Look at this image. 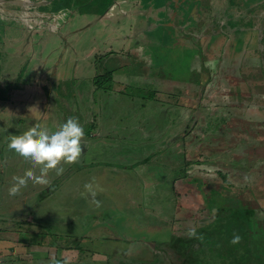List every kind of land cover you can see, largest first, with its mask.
Returning a JSON list of instances; mask_svg holds the SVG:
<instances>
[{"label": "rangeland", "instance_id": "374dc122", "mask_svg": "<svg viewBox=\"0 0 264 264\" xmlns=\"http://www.w3.org/2000/svg\"><path fill=\"white\" fill-rule=\"evenodd\" d=\"M219 23L217 20L215 24ZM115 36L109 41L103 38L101 42L110 45ZM139 36L137 32L134 42L129 41L125 47L113 46L114 50L117 47L125 50L133 59L131 66L111 75L108 83L96 68L84 72L77 80L64 77L52 84L43 79L42 87H53L58 95L55 98L58 110L49 132L57 131L72 112L71 117L78 119L84 130L82 142L88 144L82 165L67 174L48 194L41 196L61 176L54 171L50 172L47 185L29 181L19 195H9L13 177L23 176L29 169L37 175L40 171L7 147L9 135H20L36 124L29 123L23 114L17 115L29 109L23 110L17 105L18 108L9 109L15 115L3 116L13 130L7 128L6 133L0 135V249L5 239L21 242L28 238L41 239L44 248H58L60 242L64 246L75 244L81 238H96L105 250V253L101 250L102 255L96 252L94 256H100L97 259L107 260L112 251L116 254L112 259L116 262L112 264H130L132 260V264H141L144 251L139 248L146 242L161 261L165 257L164 264H177L175 260L180 261V256L177 257L169 244L179 250L193 241L196 249L191 253L190 264H234L231 257L238 255L230 253L229 210L238 203H249L246 209H251L252 214L244 212L243 216L245 214L250 223L252 246L251 250L241 246L238 251L251 254L253 262L249 264H264V190L260 188L264 185V111L258 106L264 105V98L255 96L260 94L258 92L264 94V47L259 57L254 54L259 40L261 44L264 42V33L243 32L233 39L231 36L220 39V35L214 40L213 47L217 45L218 52L223 48V57L229 60L237 54L227 46L230 40L235 44L239 40L240 48L243 45L254 47L245 55L241 52L245 59L243 72L236 70L232 74L229 68L225 70V77L179 74L184 62L190 70L195 69L201 56L199 51L194 57V51L199 50L198 40H195L196 48L186 55L182 49L175 50L173 44L148 46L144 36L137 40ZM250 55L252 58H248ZM178 56L180 64L179 60L172 61ZM160 59L164 68L157 69V75L146 77L145 68L150 67L151 71L153 63ZM254 59L256 65H250L249 61ZM100 60L99 56L98 62ZM197 63L198 70L205 69ZM0 95L1 99L7 97L6 84L2 85ZM50 109L46 104L38 112L49 113ZM230 109L234 113H225ZM34 112L35 109L31 111ZM227 113L231 118L234 115L247 118L244 117L240 126H233L222 122L225 115V121L229 119ZM187 124L191 130L184 141L179 140ZM217 128L223 131H205ZM234 132L244 133L242 139L237 138L236 145L232 143ZM188 162L191 165L184 167ZM72 165L62 164L63 174ZM219 170L228 173L232 183L225 189L227 196L214 193L223 190ZM86 184L93 185L95 197L85 189ZM231 198L237 199L232 202ZM217 205L227 207L229 213L224 221L216 216L213 222ZM239 221L246 223L242 218L234 223L241 225ZM211 222L212 225L221 223V227L215 228L218 235L204 240L201 233L203 236L208 233ZM193 229L196 237L189 236ZM127 247H132L131 254Z\"/></svg>", "mask_w": 264, "mask_h": 264}, {"label": "crops", "instance_id": "0c3cea01", "mask_svg": "<svg viewBox=\"0 0 264 264\" xmlns=\"http://www.w3.org/2000/svg\"><path fill=\"white\" fill-rule=\"evenodd\" d=\"M151 1L0 0V89L2 85L6 84L7 93V97L4 96L2 99L0 95V135L6 133L7 128L11 129L12 125L8 119H2L3 116L15 115L9 109L11 107L18 108L17 105L23 110L34 108L33 114L26 110L25 114L19 112L17 115L23 114L29 123L32 121L36 124L42 123L43 127L49 128L50 131L55 111L58 110L55 104V98L58 95L54 93L53 87L50 89H46L47 86L42 87L43 79L47 83L53 84L56 77L64 76L67 71L68 74H71L67 77H74V80H77L84 75V72L87 73L94 68L100 71L101 76L108 72H111L112 75L115 72H121L132 65L133 58L120 47L114 50L113 46L125 47L129 41L134 42L133 39L137 32L140 35L137 40L144 36L148 46L155 44V47H159L161 44L164 46L173 44L175 50L182 49L186 55L196 48L195 40H198L199 50L194 51V57L196 58L199 51L201 56L196 61V66L197 62H200L201 67H205V69L198 70L196 66L195 69H192L191 66L192 70H190L184 62V65L181 64L183 67L178 70L179 74L183 76H192L193 74L198 76L199 74L198 77H225V70L229 68H232V74L236 70L240 71V60L243 58L241 52L245 55L246 51L254 50V47L245 48L244 45L240 48L238 40L232 46L237 54L230 56V60L232 59L230 61L223 57V48L219 52L215 46L214 49L212 48L213 51L206 49L208 40L205 38H210L207 30L202 32L195 25H183L171 12L160 21L158 17H155L157 21L154 22L150 15H146L153 11ZM218 8L230 11L224 1L219 2ZM232 17L236 19V24L244 25V21L239 22L242 16L238 10L233 11ZM157 25H161V27H157ZM254 31L252 30V32ZM114 35H116L114 40L110 41L111 47L108 42L106 46L103 45L101 42L103 38H107L109 41L110 37ZM260 41L261 39L258 42L260 45L256 51L254 50V54L258 57L261 54ZM52 44L59 46L55 47ZM163 50L164 48L161 49V51ZM99 56L101 60L98 62ZM251 56L248 58H252ZM172 61H178L180 64L181 58L178 56ZM254 61L255 59L249 62L251 65H256ZM242 62H245L244 58ZM163 65L164 62L160 59L153 63L151 71L150 67L147 69L141 67V69L145 68L146 77H148L157 75V69L164 68ZM51 93L52 96H50ZM258 94L255 96L264 98V94L261 92ZM46 104L51 107L49 113L38 112V109ZM258 106L261 110L264 109V105ZM24 128L28 127L24 126ZM18 130L22 133V129L18 127ZM234 133H236L234 135V145H236L238 144L237 138L242 139L244 133ZM27 240L25 239V242L6 239L2 241L0 251L4 255L5 264H52L53 260L58 264H112V262H116V260L112 261L116 255L112 251L108 254L107 260L97 259L100 256H94L96 252L102 255V244L96 238L86 239L85 237V239L76 240L75 244L67 243L64 246L59 240L58 248L53 246L44 248L46 246L42 245L43 240L41 239L32 241L28 238ZM130 249L132 247H127V251L131 254L132 250ZM117 251L116 248L114 252L117 253ZM102 252L105 253V250L103 249Z\"/></svg>", "mask_w": 264, "mask_h": 264}, {"label": "clouds", "instance_id": "9594fccd", "mask_svg": "<svg viewBox=\"0 0 264 264\" xmlns=\"http://www.w3.org/2000/svg\"><path fill=\"white\" fill-rule=\"evenodd\" d=\"M84 136L82 126L74 117L68 118L55 132H49L47 128L37 123L20 135H9L8 149L22 157L25 162L31 163L34 168L38 167L40 171L37 175L29 169L23 176L13 177L14 184L9 188V195H19L29 181L33 184L47 185L50 172L54 171L57 176H60L64 172L62 164L79 163L84 151L82 143ZM85 189L95 197L96 193L92 184H86ZM97 204L99 206V202ZM189 236L196 237V231L190 230ZM241 241L242 237L234 234L230 243L238 245ZM52 264H58V262L53 260Z\"/></svg>", "mask_w": 264, "mask_h": 264}, {"label": "trees", "instance_id": "16d2710c", "mask_svg": "<svg viewBox=\"0 0 264 264\" xmlns=\"http://www.w3.org/2000/svg\"><path fill=\"white\" fill-rule=\"evenodd\" d=\"M111 75H112V73L111 72H108V73H106V75H104V76H102L103 77V79H104V81H107V82H109V81H111L112 80V77H111ZM201 97H200V95L198 94V101L199 102H201ZM184 104V107L186 108V106H187V102L185 101V103H183ZM197 106V105H196ZM197 107H200V105L199 106H197ZM228 110H225V113L227 112ZM198 114H200V113H198ZM197 114V116L198 117H200L199 115ZM204 115V114H203ZM227 115H229L230 116V114L229 113H227ZM226 116V115H225ZM225 116L224 117H222L224 120L222 121V122H225L226 124H227V122H228V124L229 125H231V124H233V126L234 125H236V124H238L239 122L242 124V122H243V119L244 118H241L240 116H236V115H234V117L233 118H230V119H228L227 121H225L226 119H225ZM231 117V116H230ZM190 122H188V124H189ZM188 124H187V126H186V130H184L183 131V135L182 134H180L179 136V140H182V141H184L185 140V135L187 134V133H189V131L191 130V127H190V125L188 126ZM191 124V123H190ZM218 124H220V123H218ZM196 125V124H195ZM82 126V125H81ZM204 127V126H203ZM231 127V126H230ZM202 129V128H201ZM201 129H198V131H200ZM193 130H197V129H193ZM205 131H213V132H221V131H223V130H219V128H217V129H215V130H210V129H205ZM85 137V136H84ZM87 139V138H86ZM85 142V141H84ZM232 143H234V142H232ZM171 144V143H170ZM170 144L167 146V147H169L170 146ZM84 145H85V147H87L88 146V144L87 143H84ZM167 149V148H166ZM151 158V157H150ZM149 159V158H148ZM191 162H188V163H186L185 165H184V167H189L191 164H190ZM123 164H127L126 162H124ZM112 166H115V167H117L116 165H112ZM119 166V165H118ZM129 168H130V166H129ZM186 174H188V173H186ZM218 174L221 176V177H223V180H222V186H223V190L221 191H216V192H214V193H222L223 195H225V196H227V192H225V189H226V187L227 188H229V186H232V183H231V181L229 180V178L227 177V175H228V173H226V174H224L222 171H218ZM58 186V185H57ZM56 186V187H57ZM55 187V188H56ZM260 188H263V190H264V185H262ZM230 193V192H229ZM232 193H230V195H231ZM229 198V197H228ZM208 200H209V198H207ZM237 198H231V201L233 202H235V200H236ZM216 201V200H215ZM215 204V203H214ZM236 204V203H235ZM248 206H250L249 205V203L248 204H242V205H240V203H238V204H236V205H234V207H232L230 210H229V212H230V216H229V221L231 220V222H230V230L228 231V233H229V236H231V238L228 240L229 241V244L231 245V247H232V249L235 247V249L234 250H232V249H230V253L232 254V255H234L233 254V252H235V255H238V256H235L234 258L233 257H231V259L233 260L232 261V263H234V264H249L251 261L253 262V260H251V254H248V253H246V254H243L241 251H238V248H240L241 246H244L245 248H246V250L248 249V250H251L250 249V246H252V244H251V234H252V230H250V223H249V220L245 217V214H244V216H243V213L245 212V213H247V212H250V214H252V211H250L251 209H246V207H248ZM217 208L215 209V211H214V218H212L213 219V222L215 221V217L216 216H218V219H222L221 221H224L225 220V217H226V215H227V217H228V210H227V207H225V206H222V205H217L216 206ZM240 208H243L242 210L240 209ZM208 209V208H207ZM239 210V211H238ZM206 211V210H205ZM225 214V215H224ZM247 217H249L248 215H247ZM239 218H242V220L243 219H245L246 220V223H242L241 221H239L240 222V224L241 225H239V224H237V223H234V221L235 220H238ZM217 221H220V220H217ZM247 222L249 223V225H247ZM221 227V223H219V224H213L212 225V222H211V225L209 226V231H208V233L207 234H205L204 236H203V233H201L202 234V239H204V240H206V239H209V240H212L211 238H210V236L211 237H213V236H215V235H218V232L215 230V228L216 227ZM211 230H213V232H210ZM234 234H239L241 237H242V241H241V243L240 244H238V245H232L231 243H230V241H231V239L233 238V235ZM217 241H220L219 240V238H217ZM156 242V241H155ZM193 244V241L190 243H188L187 245H185L184 247H180V249L179 250H176L178 247H175L174 245H172V244H169L170 245V247H171V250L172 251H174L175 253H176V255H177V257L178 256H180V257H178L179 259H180V261H177V259L175 260V262L177 263V264H190V262H192V260H191V256H192V252L196 249L195 247H194V245H192ZM151 245V244H150ZM149 244H147L146 242H145V244L143 245V247H145L144 249H143V247H141V248H139V251H144L143 252V255H142V257H143V259H144V261L141 263V264H164V263H166V261H165V257L162 259V261L158 258V253H155V249L153 248V247H151ZM209 247H210V249L211 248H213V246H211V245H208ZM137 247V246H136ZM254 247V246H253ZM145 249H147V251L145 250ZM207 249H209V248H206V250ZM138 250V249H137ZM145 251H146V253H145ZM134 253V252H133ZM231 254H230V256H231ZM224 257V260H225V256H223ZM161 262V263H160Z\"/></svg>", "mask_w": 264, "mask_h": 264}, {"label": "flooded vegetation", "instance_id": "af4514ba", "mask_svg": "<svg viewBox=\"0 0 264 264\" xmlns=\"http://www.w3.org/2000/svg\"><path fill=\"white\" fill-rule=\"evenodd\" d=\"M171 1L173 0H170L169 2L167 0V2L169 3V7L167 9L170 12L173 11L172 10L173 3H171ZM176 1H182V0H176ZM189 1L191 2L201 1L200 8L196 9L193 12L191 11V15H192L191 17L192 19H195L197 22L199 21V24H197V22H194L197 24L195 25L197 26L196 27L197 29H202L201 30L202 32L206 30L208 31V35L210 36V38L206 45L207 50L213 51L214 40H216V38L218 39L220 35H222L220 39H229L230 36L233 39L239 33L252 32V30H255L257 33L260 34L264 33V0H214V2L211 4V8H205V4L208 3L210 0H189ZM222 1H224L225 6L228 9H230V11H227L226 9L225 11L218 8L219 2ZM234 10H238L240 15L242 16L240 17V19L242 18L241 20L238 18L239 22L244 21L245 22L244 25L240 26L238 25V23L236 24L235 22L236 19L232 17ZM217 20H220V23L218 25L215 24ZM186 26H191V20H189L186 23ZM234 44L235 43H233L231 40L230 42H227V46L229 48H232ZM262 44L261 47H264L263 41ZM244 68H245V64L242 62L239 67L241 73L243 72ZM244 76H246V74H244ZM223 106L226 105L223 104ZM262 110L264 111V109ZM230 111L231 109L228 110L227 112ZM71 114L72 112H70V115ZM230 118L231 117L229 116V119ZM238 124L241 125L240 122ZM11 130L13 129L11 128ZM242 136L244 137V135ZM43 194L44 193L42 192L41 196H43Z\"/></svg>", "mask_w": 264, "mask_h": 264}, {"label": "water", "instance_id": "95a60500", "mask_svg": "<svg viewBox=\"0 0 264 264\" xmlns=\"http://www.w3.org/2000/svg\"><path fill=\"white\" fill-rule=\"evenodd\" d=\"M158 1V2H157ZM170 0H168L169 2ZM167 2V0H152L151 4H153V11L152 13L146 14V15H150L151 19L155 22L157 21V19H155V17H158V20L160 21L163 17H165L170 11L167 9L169 7V3ZM214 2V0H210L208 3L205 4V8H211V4ZM171 3H173L172 5V12L171 14L174 15V17L181 22V24L183 23V25H186V23L191 20V25H197L199 24V21L197 22L195 19H192V15H191V11H195L196 9L200 8V4L201 1H195V2H191L189 0H182V1H176L173 0L171 1ZM194 22H197L194 23ZM161 27V25H157V27ZM197 27V26H195ZM55 47L59 46L56 44H52ZM68 74V72L66 71L64 73V76L62 77H56V80H62V78L67 77L66 75ZM69 117H71V115H69ZM83 143V142H82ZM84 145V143H83ZM86 152V147L84 145V151L80 157V161L79 163H75L74 165H72L68 171L66 173H64L63 175H61L58 179L54 180V182L50 185L49 188H47L45 191H43L44 194L49 193L50 191H52L57 185L60 184V182L62 180H64V178L67 176V174L72 173L75 169H77L80 165H82V161L84 158Z\"/></svg>", "mask_w": 264, "mask_h": 264}, {"label": "built area", "instance_id": "2783aa9c", "mask_svg": "<svg viewBox=\"0 0 264 264\" xmlns=\"http://www.w3.org/2000/svg\"><path fill=\"white\" fill-rule=\"evenodd\" d=\"M0 264H5V260H4L3 256L1 255V253H0Z\"/></svg>", "mask_w": 264, "mask_h": 264}]
</instances>
